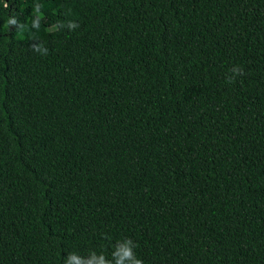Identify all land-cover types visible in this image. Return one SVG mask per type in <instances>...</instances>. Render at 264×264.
<instances>
[{
	"label": "trees",
	"instance_id": "16d2710c",
	"mask_svg": "<svg viewBox=\"0 0 264 264\" xmlns=\"http://www.w3.org/2000/svg\"><path fill=\"white\" fill-rule=\"evenodd\" d=\"M0 264H264V0H0Z\"/></svg>",
	"mask_w": 264,
	"mask_h": 264
},
{
	"label": "clouds",
	"instance_id": "9594fccd",
	"mask_svg": "<svg viewBox=\"0 0 264 264\" xmlns=\"http://www.w3.org/2000/svg\"><path fill=\"white\" fill-rule=\"evenodd\" d=\"M5 7H7V5H5ZM9 23H14V21L13 20H10Z\"/></svg>",
	"mask_w": 264,
	"mask_h": 264
}]
</instances>
